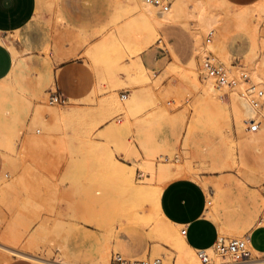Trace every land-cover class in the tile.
Listing matches in <instances>:
<instances>
[{
  "label": "rangeland",
  "instance_id": "374dc122",
  "mask_svg": "<svg viewBox=\"0 0 264 264\" xmlns=\"http://www.w3.org/2000/svg\"><path fill=\"white\" fill-rule=\"evenodd\" d=\"M230 1L245 5L253 0ZM142 3L143 0H43L37 13L41 11L33 17V24L28 30L32 31V41L28 33L22 35V49L28 45L26 44L28 41L34 44L41 41L48 43L42 50L32 46L28 51H23L18 57L19 65L15 63V70L8 77V81L16 85L17 90L20 89V91H17L18 95L14 100L9 101V104L0 105V143H6L7 140L14 143L11 150L0 144V187L14 181L20 171L15 159L26 135L33 131L37 135H48V131L44 130L47 125L48 127L51 125L50 128L53 129L51 133L49 132L50 135H45L50 136L45 145V148L49 147L50 153L46 149V153L49 154L44 156L50 164H53L54 169L44 172L43 178L51 188L41 189L38 193L44 210L36 216H23L21 219L23 231L26 230L22 244L30 241L36 248L46 245L52 250L50 254L45 250L38 255L45 254L44 258L49 256L51 258H48L49 260H53L59 253L62 254L64 249L61 247L64 246L69 253L71 251L73 259L79 264H103L102 261L96 262L95 259L101 248H103L101 253L105 252L109 260L108 264H110L112 253H121L128 258H132L129 256L134 254L145 253L140 258L160 257L162 264L164 260L166 261L164 264L172 263L169 261V254H171L169 248L155 234L153 223L148 225L142 216L139 217L138 212V215L128 217L137 210L136 204H141L143 210L147 212L149 187L156 185L154 180L145 179L142 173L140 137L145 136L146 143L148 142L156 150L154 154L156 166L163 163V160L167 165L177 167L175 156L181 153L182 159L185 151L183 148L187 146L202 149V154L204 152L205 156H210L221 146L233 150L236 160L235 168L214 170L210 158H206L205 163H197L199 178L202 180L200 183L207 198L206 216L217 225V228L222 223L233 228L249 215L250 204L246 205V201L250 202L248 194L258 187L247 181L243 173L264 176V169L260 168V161L264 158V138L257 136L252 140L249 130L246 129L244 116L235 111L231 105L227 86L219 91L224 108L216 110V113L215 110L210 111V115L208 114L199 123H193L190 120V115L186 111L183 112L172 94L164 91L167 94L163 92L164 95H162L164 87L161 89V86V92H159L155 78L159 79L162 75H167L166 83L172 91L191 86V81L188 79L191 74L188 73L191 71L190 59L194 55L192 33L189 27L182 25L160 28L152 44L142 51L139 45L142 38L138 36L139 29L137 28V31L135 23ZM130 20L133 28L131 25L127 26L131 23ZM107 35L111 37V43L105 41L102 43ZM12 38L20 39L16 35ZM113 43L120 48L119 51L113 48L115 46H112ZM46 45L50 46L49 51L45 50ZM107 45H110L116 54L112 53L113 51ZM238 45L237 42L231 44V64L243 67L245 56L237 52ZM100 48L104 49L102 53L99 52ZM260 49L258 47L257 51ZM134 52H137L138 56ZM147 52H150V55H147ZM172 52L176 55V59L173 58ZM70 57H77L90 66L94 74V86L83 98L67 99L64 103H49L48 92L54 90V68ZM174 59L178 62L176 63ZM138 60L142 69L138 66ZM171 65H176L177 70ZM165 69H169L170 72L167 70V74ZM171 70H175L173 72L177 76L173 74L171 77L169 75L172 74ZM39 75L43 76L46 85L42 87V92L35 101L33 97L38 93L31 92V89L32 91L36 89L30 84L35 82ZM142 75L148 81L143 79ZM141 79L143 83H140ZM22 80V84L27 88L21 86ZM122 95L124 96L121 97ZM167 98L169 100H166ZM28 102L30 106L32 103L31 107L27 106ZM38 103L47 108H57L60 111L57 119L54 120L49 114L39 116L40 114H37L35 110ZM37 119L38 126L32 124L36 123ZM39 121L42 123H40L41 126ZM185 143L187 144L184 145ZM45 148H43L44 151ZM164 155H167L166 162ZM117 164L133 172H131L133 186H129L127 176L115 168ZM239 167L242 168V172L238 170ZM223 176L238 177L242 184L241 193L231 190L228 184H225L223 190L218 189L215 182ZM15 191L6 203L0 202L2 224L0 233L8 228L10 222L17 219V213L11 202L15 197L22 199L24 193ZM102 194L103 196L100 197ZM103 197L116 198L113 199V204H110L111 200L103 201L107 200ZM92 199L97 200L98 203L95 202L96 205L95 203L92 205ZM115 199L117 201L121 199L118 201L120 202L118 207ZM208 201H211L210 205ZM238 205H242L243 209L240 210ZM208 206H213V210ZM260 209L249 224L250 226L244 227L239 235L225 234L220 238H237L247 235L264 215V206ZM149 212L156 220L152 207L149 208ZM213 215L216 217L213 218ZM216 221L220 223L217 224ZM180 228L181 226L174 227L178 234H180L178 230ZM121 241L124 242L121 243ZM155 241L162 242L161 244L167 248L161 255L150 254ZM103 244L109 248L105 249ZM121 244L129 250V256L120 251ZM3 254L5 255L4 252ZM256 257L263 259L264 254ZM214 262L211 260V264ZM10 263L30 264L13 256Z\"/></svg>",
  "mask_w": 264,
  "mask_h": 264
},
{
  "label": "bare ground",
  "instance_id": "6f19581e",
  "mask_svg": "<svg viewBox=\"0 0 264 264\" xmlns=\"http://www.w3.org/2000/svg\"><path fill=\"white\" fill-rule=\"evenodd\" d=\"M132 19L133 21H135L134 18ZM164 22H175V23H180L183 26L189 27L188 29L190 30V32L192 33L195 39V52H194V56L191 59L190 65H189L191 68V71L188 73L189 75L191 74L190 76H188L190 77L188 79H190L191 81V86L189 88L181 87L177 91L176 90L172 91L168 87V83H166L168 82L166 81L167 75H162L159 79L155 78L157 81L156 85H157V88H159V92H161V89H163L164 87L162 91V95H164L163 94L164 91L168 92L169 94H172L175 97L176 102L182 107L183 112L186 111L190 115V118H191L190 120L193 123H199V122H202L205 119V117H207L210 111L215 110L214 112L216 113V110L218 111L224 108V105L220 99L219 91L221 90L222 87L227 86L229 88L231 105L235 111H237L238 113H241L244 116L245 125L248 124L250 120H254V122H256L258 125L257 130L249 131L252 137V140L257 136L264 138V65H263V62H264V0H261L258 3L252 6H249V7L232 6L228 4L227 2H225L224 0H172L170 1L168 9L165 11L160 10L158 7L151 5L145 0H143L140 13L139 15H137L136 22H135L137 25L136 29L137 28L139 29L138 36L142 38L141 42L139 43L140 49L142 51L146 50L152 44L154 38H156L154 36L157 33L158 25ZM131 24H132V21L127 26H130ZM207 34H210L208 41H206ZM108 36L109 35H107V38L105 37V39L102 40V43L104 41L106 43L111 41V37H108ZM236 38L239 39L241 43L245 45V49L242 52L243 55L245 56L243 59V62H244L243 67H238V66H234L231 64V54L232 53H231L230 45L232 44L233 40ZM110 45L109 46L107 45V46L108 48H110V50H112L111 49L112 47H110ZM114 45L115 44L113 43L112 46ZM134 45H138V44H134ZM258 47L261 48L260 51H257ZM104 48H106V46H104ZM113 48H115V50L117 51H119L120 49L116 47V45ZM11 49L14 54L15 63L19 65L18 54L14 50V48L11 47ZM103 50L100 48L99 52L101 51L100 53H102ZM115 50L113 49L112 53L116 54L114 52ZM134 53L135 55H137V52H134ZM134 53H133V56H135ZM206 53L209 55V59L211 61H214L215 63L221 66V68L223 69L227 77L229 84L222 85V86H216L214 84V80L211 77H206V76L199 74L200 73L199 71L200 59ZM103 54L105 55V53ZM109 54L111 55V53ZM101 57H104V56L101 55ZM173 58L175 57L173 56ZM134 60L136 61L137 58ZM134 60L132 61V63L134 62ZM174 61L176 60L174 59ZM177 62L178 61H176V63ZM138 66L142 69V66L140 65L139 60H138ZM175 66L171 65V67H174V69L177 70V67L175 68ZM135 69L134 71H136ZM13 70H15V68H13ZM13 70L11 71V73L13 72ZM167 70L169 71V69H165V72ZM173 71H172V74H169L171 77L174 74ZM10 74L8 75V77L10 76ZM174 76H177V75L174 74ZM8 77H6L3 80H0V105L1 106L8 103L9 101L14 100L16 95H18L16 94L17 91H20V89L17 90L16 85L8 81ZM142 78L146 79L144 78V76ZM22 82L23 80L20 83L21 86L23 85L25 88H27L26 85L22 84ZM143 82L144 81L141 79L140 83H143ZM30 85L31 87L36 89V90L33 89L35 91H32L31 89V92H35L36 94L38 93L37 95L33 97L35 101H37L39 94L42 92L41 91L42 87L46 85L45 79L43 78L42 75H39L37 77V80L35 82H32ZM186 85H189V84H186ZM157 88L155 87L156 91H158ZM166 92L164 93L167 94ZM258 92H260V94H258ZM32 95H34V93ZM166 100H169V99L167 98ZM26 102L27 100L25 101V103ZM157 103H158V100H157ZM27 106L31 107L32 103L30 106L28 102ZM35 110L37 114H40L39 116L49 114L54 120H56L58 115L60 114V111L57 108L55 107L47 108L46 106H42L41 103H38L36 105ZM208 119H211V118H208ZM36 121H38V119L35 120V122ZM37 123L38 122L32 123V124L36 125ZM40 123L41 122L39 121V126H41L42 124ZM43 125H42V128H43ZM47 127L48 125L46 126V129H45V126L43 129H45L44 130L45 132L48 131L47 133L48 135H50L49 132L51 133V129L53 128H50L52 127L51 125L48 127V129ZM45 135L44 134L37 135L36 132L34 131L33 133L26 135V137L23 139L21 143V146L17 153V157L15 159L16 165L17 167L20 168V171L18 172L14 181L0 187V202L2 203L3 202L6 203L9 196L12 193H14L15 190H16L15 192L24 193V197L22 199H18L15 197V199L11 202L13 208L15 209L17 213V219L10 222L8 225V228L0 233V250H2L1 251L2 254L0 253V264H9L12 259V256L33 262L34 264H79V263H76L75 259H73V255L71 251L69 253L68 249L64 246L61 247V249H64L62 254L59 253V255H56L53 260H49L48 259L50 258L49 256L48 258H44L45 254L43 256L38 255L40 252L45 251V250H46L45 251L46 253L48 252L50 254L52 250L46 247V245L36 248L32 246L30 241H28L24 245L22 244V239H23V236L26 230L23 231L21 219L23 218V216H27V217L36 216L37 214L40 213L41 210H44V206L38 197V193L41 189L51 188V186L48 183H46L45 180H43L44 172H50L54 169L53 164H50L48 162V159L46 160V157L44 156L45 154L47 156L50 153V150L48 149L49 147L45 148V145L47 144L48 138L50 136L46 137L48 135L46 136ZM144 137L145 136H143V138L140 137L141 139L140 143H141V149H142L141 169L143 171L142 173H144L145 175V179L149 181H153L156 171L161 169L163 166H166L167 163H164V161L162 160L163 163L156 166L154 162V154L156 153V150L148 142L146 143V140ZM0 144L5 146V148L7 147L8 149L11 150V148H13L12 145L14 143H11L9 140H7L6 143H0ZM186 144L187 143H185L184 145ZM43 148H45V151L43 150ZM46 149L49 150V153H46ZM183 149L185 151H184V154H183L184 156L182 157V159H181V156H182L181 153H180L181 156L179 154L176 155L175 153L176 155L175 161L177 162L176 165L178 168H180L181 173L183 175H185L189 179L197 181L198 183H200V181L202 180L199 178L200 173L197 169V166H198L197 163L198 162L205 163L206 158H210L211 165L214 170L215 169L221 170V169H226V168L232 169L236 167L235 156H234L233 150H230V148L229 149H227V147L222 148L221 146L217 150H214L210 156H205L204 152L202 154L203 150L202 149L199 150L196 146L195 147L187 146ZM175 150L176 149H174V151ZM133 151L135 154H137L135 150ZM166 157L167 155H164L165 162L167 160ZM260 166H261L260 168L264 169V158L261 159ZM115 168L116 169L118 168V170H120L121 173L123 172L124 175L127 176V182L129 186H133V175H132L133 172L131 171L132 172L131 173L130 171L125 170L123 167H120L119 165L115 166ZM240 168L241 167H239L238 170L242 172V168L241 169ZM243 174L247 181L253 183L254 185L258 187L254 192L248 194L250 197V198L248 197L250 202L248 203V201H246L247 204L245 203L246 205L250 204L249 205V211H250L249 215L242 222L238 223L237 225H234L233 228H229L228 225L223 224V223L219 224V227H218L219 228V238L221 235H225V234L239 235L241 231L244 229V227H247L249 224L252 223L258 211L261 210L260 207L262 208L264 206L263 205L264 197L262 196L261 191H260V186L264 181V176L251 174L249 172H244ZM205 181H208V180H205ZM240 181L241 180H239L238 177L223 176L221 178H218V180L215 182V185L218 189L223 190L225 188L224 187L225 184H228L231 190L236 191V193H239V192L241 193L242 184ZM161 187L162 185H155L152 188L149 187L150 190L148 191V194H147V204H146L147 212L143 210V206H141V204L140 205L136 204L135 206L137 207V210H134V212L129 214L128 217L131 218L133 217V215H138L137 214L138 212L139 217L142 216L148 225L150 223H153L152 226L155 231V234H157V236H159L162 239V242H164L165 245L169 248L168 250L171 253L169 254V261L172 262L171 264H200L195 255V250H193V248H191L185 242L184 237L181 234H178L175 231L174 227H176L177 225L171 223L162 214L159 208V205H158V198H159ZM102 196L103 194L100 197ZM104 198H106L107 200H105ZM110 198L111 197H108V198L103 197L104 199L103 201L109 202L111 200L110 204H113L112 201L116 197L114 198L112 197V199ZM117 199L115 200L117 201ZM98 200L100 201L101 199H98ZM95 202L98 203L97 200L92 199V205ZM119 203L120 202L116 204L117 207L118 205H120ZM208 204L210 205L211 201H208ZM102 205H105V204H102ZM242 205L244 206V204ZM241 206H239L241 208L240 210L243 209L242 208L243 206L242 207ZM150 207H152L155 211L156 218H157L156 220L152 217L151 213L149 212ZM208 207L213 210V206H208ZM115 212L116 211L114 210V213ZM214 215H213V218L216 217ZM218 223L220 222H217V224ZM162 242L156 243L155 241V244H153V246L151 247V252H150L151 255H161L165 251V249H167L161 244ZM247 246L251 252L252 257L250 256L251 258H249L248 260H245L239 263L232 262L228 260L227 257L225 256H219L215 253H212L210 249H207L206 251L209 254L210 263H211V260H213V262L215 260L213 264H264V258L261 259V258L256 257L261 254L253 250L251 246H249L248 241H247ZM106 247L104 246L105 249L109 248V247L108 248ZM3 252L5 253V255L3 254ZM6 253H8L9 255H7ZM99 261H102L103 264H106L107 262H109L105 252L101 253L99 257L96 259V262H99ZM164 261H163V264H164ZM161 264H162V260H161Z\"/></svg>",
  "mask_w": 264,
  "mask_h": 264
},
{
  "label": "crops",
  "instance_id": "0c3cea01",
  "mask_svg": "<svg viewBox=\"0 0 264 264\" xmlns=\"http://www.w3.org/2000/svg\"><path fill=\"white\" fill-rule=\"evenodd\" d=\"M224 1L236 7H249L261 0H253L245 5L234 4L230 0ZM42 4L43 0H0V80L8 77L14 68L15 59L11 47L14 48L18 57H20L19 55L23 51H28L30 47L37 46L42 50L43 46L48 43L41 41L34 44V42H31L33 37L32 31H28L33 24V17L41 11L37 13ZM178 25L182 24L164 22L158 25L157 30L167 26ZM26 33H28L31 41H28L26 43L28 45L22 49V35ZM15 35L20 39L12 38ZM233 42L239 44L237 52L241 55L245 49V45L237 38ZM44 48L47 51L50 50L49 45H46ZM192 50L194 54L195 39L193 35ZM172 54L176 59V55L173 52ZM147 55H150V52H147ZM53 85L54 89L66 99H80L92 90L94 86V74L90 66L84 61L77 57H70L55 66ZM153 182L156 185H162L158 198V205L162 214L171 223L185 228L184 240L193 250L206 248L217 237L219 238L217 225L206 216L207 198L204 194L205 190L200 183L183 175L180 168L169 165L163 166L156 171ZM260 191L264 197V181L260 186ZM247 241L253 250L261 255L264 254V227L255 225L248 232ZM123 242L121 241V243ZM119 249L127 256L130 255L129 250L122 244ZM144 254L138 253L129 257L140 258ZM19 260L27 261L20 258ZM27 262L34 264L30 261Z\"/></svg>",
  "mask_w": 264,
  "mask_h": 264
},
{
  "label": "built area",
  "instance_id": "2783aa9c",
  "mask_svg": "<svg viewBox=\"0 0 264 264\" xmlns=\"http://www.w3.org/2000/svg\"><path fill=\"white\" fill-rule=\"evenodd\" d=\"M151 5L158 7L160 10H167L170 4V0H145ZM209 35H206V41L209 39ZM200 75L211 77L214 80L216 86L227 85V77L221 68V66L209 59V55L206 53L200 59L199 64ZM260 94V92H258ZM122 95L121 97H123ZM67 99L62 96L55 89L48 92L47 101L49 103H64ZM258 125L254 120H250L246 124V129L249 131L257 130ZM257 225L264 227V215L260 217ZM1 226V223H0ZM179 233L183 236L185 228L181 227ZM210 249L212 253L219 256H225L232 262L239 263L248 260L251 256V252L247 246V235L237 238H216L211 245L206 248L196 249L195 255L200 264H211L209 254L206 251ZM110 264H161L160 257H144V258H127L120 253H112Z\"/></svg>",
  "mask_w": 264,
  "mask_h": 264
}]
</instances>
